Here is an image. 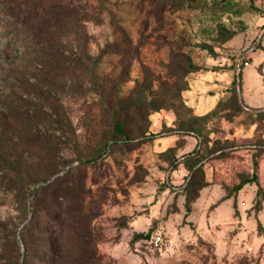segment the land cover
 <instances>
[{"label": "rangeland", "instance_id": "1", "mask_svg": "<svg viewBox=\"0 0 264 264\" xmlns=\"http://www.w3.org/2000/svg\"><path fill=\"white\" fill-rule=\"evenodd\" d=\"M0 264H264V0H0Z\"/></svg>", "mask_w": 264, "mask_h": 264}, {"label": "trees", "instance_id": "2", "mask_svg": "<svg viewBox=\"0 0 264 264\" xmlns=\"http://www.w3.org/2000/svg\"><path fill=\"white\" fill-rule=\"evenodd\" d=\"M120 56H122V53H121V52H120ZM87 59H88V61L90 62L91 67L95 69L96 66H97V64H98V62H99L100 54H99L96 58H94V59H92V58H90V57H88ZM94 69H93V70H94ZM233 82H234V81H233ZM115 129H116L118 132H123L122 123L119 122V121H117V122L115 123ZM158 136H162V134H161V133H158V134H151L150 136H148V138L152 140V139H154V138H156V137H158ZM126 141H127V140H126ZM255 177H256V176H255V174H254V176H252L251 179H255ZM249 180H250V179H249ZM249 180H246V182L249 181ZM33 216H34V218L38 219V217H40L39 212L34 210V212H33ZM34 218H33V217H30V218H29V220H28V225L31 224V223L33 222V219H34Z\"/></svg>", "mask_w": 264, "mask_h": 264}]
</instances>
